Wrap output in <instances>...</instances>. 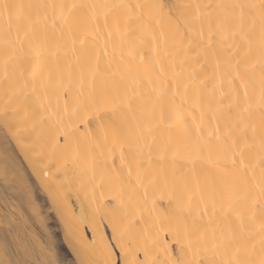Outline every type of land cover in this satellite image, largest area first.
<instances>
[{"label":"snow or ice","instance_id":"6c2138e0","mask_svg":"<svg viewBox=\"0 0 264 264\" xmlns=\"http://www.w3.org/2000/svg\"><path fill=\"white\" fill-rule=\"evenodd\" d=\"M0 210V264H264V0H0Z\"/></svg>","mask_w":264,"mask_h":264},{"label":"bare ground","instance_id":"6f19581e","mask_svg":"<svg viewBox=\"0 0 264 264\" xmlns=\"http://www.w3.org/2000/svg\"><path fill=\"white\" fill-rule=\"evenodd\" d=\"M14 143V142H13ZM23 162V163H22ZM17 163L18 164H23L25 167H28L29 165H28V162H27V160H25L24 158H23V156H22V154L20 155V156H18L17 157ZM0 211H2V210H0ZM45 214L47 215V210H45ZM51 219L52 218H48L46 221H45V224H44V226H43V230L46 232V233H48V235L50 236V238H51V241L53 242V243H55L58 247H61V246H63L62 245V243L63 244H65L66 245V241H65V239H64V230H63V227H62V225L59 223V221H57V220H55V222H53V224L51 223ZM54 225V226H53ZM58 226V228H56L57 230L58 229H60V232H61V235H59L60 234V232L58 233V237H60V236H62V240H63V242L61 243L60 242V238L58 239V237H57V235H56V233L59 231H57L56 232V229H55V227H57ZM19 228H20V231H21V234H23V231L25 230V226H23V225H20V226H18ZM38 227H40V225H39V223L37 224V225H31V224H29V225H27V230H29L30 232H34L35 230H36V228H38ZM5 231V226L4 225H2V224H0V235H3V232ZM20 255L21 254H17V256H15V257H12V258H20ZM61 255H64V253L63 252H61ZM32 259H35L36 257L35 256H33V257H31Z\"/></svg>","mask_w":264,"mask_h":264},{"label":"rangeland","instance_id":"374dc122","mask_svg":"<svg viewBox=\"0 0 264 264\" xmlns=\"http://www.w3.org/2000/svg\"><path fill=\"white\" fill-rule=\"evenodd\" d=\"M22 163H23V162H22ZM50 218H51V217H50ZM53 222H55V220H54V219H51V223H52V224H53ZM53 226H54V225H53ZM56 228H58V226L55 227V229H56ZM58 230H59V231H58ZM58 230L56 229V232L58 231V232L56 233L57 237H58L59 235H61L60 229H58ZM59 232H60V234L58 235ZM59 238H60V239H59ZM58 239L60 240L61 243L63 242V240H62V236L58 237ZM62 245H63V246H66V245L63 244V243H62Z\"/></svg>","mask_w":264,"mask_h":264}]
</instances>
